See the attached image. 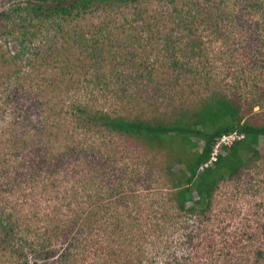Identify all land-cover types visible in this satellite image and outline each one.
<instances>
[{"label":"trees","instance_id":"1","mask_svg":"<svg viewBox=\"0 0 264 264\" xmlns=\"http://www.w3.org/2000/svg\"><path fill=\"white\" fill-rule=\"evenodd\" d=\"M166 1L167 4L176 2L14 0L16 3L12 7L0 13V38L7 39L4 44H0V67L7 68V77L14 79L15 84H21L16 87L10 85L2 93L5 96L0 102V113L4 116L10 113V116H14V125L28 129L30 139L37 141V146L33 148L31 144L29 147L32 146L31 150L34 149L36 156L41 157L36 165L35 159L30 158L27 161L24 156L21 167L36 166L38 171L50 170L46 159L51 156L56 160V171L61 167L63 160L82 152V149L88 151L93 146L97 149L103 146L105 150L98 152L106 156V159L101 156L100 166H108L110 169V172H105L106 182L111 189L109 198L105 197V193L101 196V191L95 195H80L79 187L72 189L73 198L69 197L70 195L63 198V203L68 199H75L79 205L98 206L95 209L86 206L88 211H79L75 219L63 224L64 228L70 231L67 225L76 224V220H80L81 224L89 227L90 233L89 238L83 241L76 238L75 242L62 249H48L44 236H39L42 238L41 245L36 241L24 240L23 233L18 231L15 218H4L5 211L0 209V245L17 254L16 264H30L26 249L38 254L43 260L51 259L50 264H79L86 262L83 259L91 257V254L92 259L89 258V263L85 264H115L116 259L119 260L116 264H243V255L240 252L252 246L255 233L245 230L241 235L235 233L231 239L224 238V243L219 241L218 245H230L229 248H234L237 252L228 253L229 256L221 260V252L218 249L220 246L212 242L219 237L215 227V202L216 195L224 183L242 180L244 173L260 166L261 162L264 163V155L259 148L260 141L264 138V113H254L257 107H263L258 99L264 97V94L259 95L258 99L254 98L247 108L237 95H230L215 87L205 86V92L202 89L198 92L193 90L194 98L186 99L182 96V86L179 85L182 73H213L215 70V63L210 62L203 39L197 36L196 28L191 26L199 22L204 30L211 32L221 41L226 37L220 22L224 21V18L229 22L235 18L240 20L242 14H234L233 18L224 17L227 9L223 7L230 0L195 2L200 15H197L193 25H184L188 31V59L181 62L173 58L174 53L171 52L175 51V39L166 35L162 50L169 54V59L167 57L165 59L168 60L162 61L159 68L163 69L157 76V65L147 64L151 55L159 50L154 41L159 39L157 34L161 35L159 27L152 21H158V17H163L165 12L162 7L160 13L157 11L153 14L148 4ZM240 2L234 0L233 5L230 4L234 8L233 12L238 8L243 14L264 13L263 1L247 0L246 5ZM216 11L219 12L216 14ZM131 15L133 17L129 19ZM254 25L258 33L255 39L261 42L264 40V23L257 22ZM248 26L251 27V24ZM8 38H12L20 49L12 56L6 47L10 42ZM177 41L182 42L179 39ZM261 45L264 49V44ZM115 48L117 51L114 56H109L110 51ZM259 53L260 59L263 60V52L259 50ZM55 54L63 55L66 63L61 67V79L64 81L70 78L67 84L57 89H64L67 93L76 88L75 84L79 86V79L84 74L81 72L95 66L101 67L106 61L117 62L122 66L130 62L137 66L139 71L117 73L119 81L124 82L125 86H119L114 91L115 100L109 109L97 107L81 100V97H76L65 103L68 105L67 110L66 106H63V97L60 96L55 98L58 99L57 102L54 103L55 99L50 101L49 105L55 104V107H52V116L44 117L39 114V118L33 119L37 110L36 104L24 107L23 110L19 101L27 96L32 97V92L38 90L37 88L41 90L42 85L36 84V80L29 73H23L21 70L25 61L31 68H36L42 62H49L48 59L55 57ZM140 55H145L146 59L138 65L135 59ZM53 60L54 58L49 63L57 61ZM196 60L197 68L202 66L201 72L194 71L193 64ZM13 67H17L21 72L14 73ZM73 72H77L75 79H71L73 76L70 73ZM103 74L101 76V73H95L94 77L102 82ZM26 81L29 85H22ZM48 83L51 82H47V85ZM53 83L54 81L50 87ZM152 84L154 86L148 90ZM105 86L109 88V84ZM51 94L53 93L47 96ZM45 105L47 103L42 104ZM20 116L22 120L19 119ZM230 135L243 137L235 139L231 145H221L217 149L220 140ZM43 136H49L57 142L64 139L67 143L59 148L42 147L40 139ZM116 138L131 141L145 153L144 160L140 159L139 163H136L128 180V169L118 167V160L115 159L118 153L112 139ZM22 141L21 136L13 138L15 146ZM96 143L100 145L97 146ZM119 159L123 161L125 156L119 155ZM93 161L97 164L94 158ZM139 165L145 166V170ZM13 168L14 166L10 172ZM36 174L41 177L40 173ZM47 174L53 182L55 172L48 171ZM111 174L113 179L109 178ZM14 175L21 174L16 172ZM16 176L12 182L14 185L18 183ZM119 176H123L125 180L114 186L112 180H118ZM155 181L159 182L157 198L154 202L152 200L143 204L137 198L139 186L149 183L143 190L150 191L154 186L151 183ZM3 198L0 195V206ZM112 200L114 203L110 204ZM66 204L68 208L73 205L69 202ZM138 211L140 217L135 216ZM250 223V220H246V225ZM63 231L65 232L64 229ZM165 232L175 233L177 237L168 239L164 235ZM102 234L107 235L109 241L106 253H102L105 251L101 241ZM14 239L20 241L18 247H12ZM143 243L156 245L149 257L145 256L148 248L142 249ZM202 251L204 258V254H200ZM250 253L252 258L245 262L264 264V245L250 249ZM237 258L240 263L236 262ZM227 260H234L235 263Z\"/></svg>","mask_w":264,"mask_h":264},{"label":"rangeland","instance_id":"2","mask_svg":"<svg viewBox=\"0 0 264 264\" xmlns=\"http://www.w3.org/2000/svg\"><path fill=\"white\" fill-rule=\"evenodd\" d=\"M18 1L19 0H16V2ZM197 1H200L201 3L204 2V0H176L174 4H167V1L164 3L155 2L152 5L148 4L149 10L153 14L157 11L160 13L162 7H164L162 11L165 12L163 17H158V21H152L159 27L161 35L157 34L159 39L154 41L155 46L159 47V50L151 55L147 64L153 63L157 65V76L163 69L159 68L162 61L169 59V54L162 50V43H164L163 39L166 35L175 39L173 41L175 44V51L171 52L174 53L173 58L178 59L181 62H185L188 59V51L186 50V44L188 42L186 37L188 31L184 28V25H193V21H195L197 15H200L197 9L198 7L194 4ZM240 1L244 5L247 3L245 2L247 0ZM260 1L264 2V0ZM16 2H14V0H0V13L8 10ZM233 2L234 0H230L229 3L223 7V9H227L226 16L222 14V12L220 13L224 15V17L228 16L233 18L232 15L234 14V16L242 14V17L240 20L235 18L232 22H229L227 19L225 21L224 18V21L220 22L221 30L225 34L226 39L219 41L216 39L215 35L211 34V32L204 30V28L199 25V22L195 23L194 26H191L196 28L197 36L203 39L209 52L210 62L215 63V70H213V73H182L180 75L182 80L179 83V85L182 86L180 87V92L183 93L182 96L186 99L194 98V94H192L193 90L198 92L199 89H202V91L205 92V86L211 88L215 87L224 90L230 95H237L236 97L239 98L247 108H249L254 98L258 99L260 98L259 95L262 96L261 94H264V49H262L263 46L261 45L264 44V40L259 42L255 39V36L256 34L258 35V33L255 30L256 28L254 25V23L257 22L264 23V13L253 12L251 15L248 12L243 14L240 13L238 8L233 12L234 8L230 5H233ZM176 9H178L179 12ZM224 11L225 10H223V12ZM218 12L219 11H216V14ZM132 17L133 15L128 18L131 19ZM249 23L251 24V27L248 26L250 25ZM146 35L147 33L145 34V37H147ZM8 39L10 42L6 47L9 54L12 56L20 49L18 44L12 38ZM177 39L182 42L177 41ZM6 40V38H0V44H4ZM109 50H111L110 47ZM259 50L263 52V60L260 59L261 55ZM116 51V48L110 51L109 56H114ZM26 55L29 57L28 54ZM54 56L55 57L52 58L57 60L56 62L49 63L52 61V58H49V62H42L37 65L36 68H34L35 66L31 68L25 61L21 70L23 73H29L30 76L36 80V84L42 85L41 90L37 88L38 90L32 92V97L27 96L19 101V105L23 110L24 107L36 104L35 107L37 110L33 114V119L39 118V114H42L44 117L52 116V107H55L54 103L58 101V99L55 98H59L60 96H62L64 100L63 106L65 103H68L70 99L81 97V100H84L86 103L93 104L103 109H109L112 101L114 103L115 100V95L113 94L114 91L117 90L119 86H125L124 82L122 83L119 81L120 78H118L117 73H136V71H139L138 67L133 66L130 62H127L122 66L117 62L109 63L106 61L101 67L95 66V68H88L87 71L81 72L84 73L82 75L83 77L79 79L81 83H79V86L75 84L74 87L76 88L67 93L64 89H57L62 87V85L64 86L67 84L70 80V78H66L63 81L60 76V73H62L61 67H64L66 63L63 60V55L55 54ZM56 56H58V58ZM167 57L168 59H165ZM145 59V55H140L135 59V63L139 65L144 63ZM203 61L205 62L206 59H203ZM194 62V71L201 72L202 66L197 68V60ZM12 70L14 73L21 72L17 67H13ZM8 73L7 68L3 66L0 67V102L2 101V97L5 96V94L2 95V93H4L7 87L10 85L14 87H16V85H21L15 84L14 79L7 77L9 75ZM76 73L77 72L70 73L73 76L71 79L77 77ZM95 73H101V76L105 73L103 74L102 82L94 77ZM29 80L30 78L27 79V81ZM27 81L23 82L22 85L25 83L29 85ZM52 81H54V85L50 87ZM47 82L51 83H48L49 85H47ZM107 84H109V88L105 86ZM153 86L154 84H152L148 90ZM81 87L84 88L82 89ZM42 91L45 92L42 93ZM50 93L53 94L47 96V94ZM51 100H54V103L49 105ZM177 100H179V96ZM258 100L263 104V107H257L254 113H264V97L262 96V98ZM43 103H47V105L42 106ZM65 106L68 110V105ZM10 115L11 114L8 113L4 116L0 113V195L4 197L0 209H4L5 211L3 217L12 216L15 218L18 225V231L23 233L22 237L24 240L36 241L38 245H41V237L44 236L45 244L48 249L51 250L62 249L66 247L67 244L75 242L76 238H80L82 241L89 238V227L84 225V223L81 224L80 220H76V224L67 225L71 229L70 231L64 228L63 224L75 219L79 211H88L86 206L90 209H95L98 204H92L90 206L89 204L79 205L75 199H68L66 200V203L69 202L73 204L68 208L67 204L63 203V198L66 197V195H70L69 197L73 198L72 189L75 187H79L80 195H95L98 191H101V196L105 193V197L109 198L108 196L110 195L109 193L111 192V189L106 182L105 172H110V169L108 166H100L102 157L106 159V156L100 153L105 150V147L101 146V149H97L96 146H93V148L88 151H86V149L83 151L82 149V152L75 153L76 155L74 154V156L67 158V160H63L61 167L57 168L56 171L54 166L56 160H53L51 156L46 159L49 164L48 169L50 170L44 169L43 171H38L36 166L33 168H23L21 167V164L23 163L24 156L27 161L30 158L35 159L36 165L41 157L36 156L34 149L31 150L32 146L33 148L34 146H37V141L30 139L28 129L26 130L20 128L18 125H14V116ZM19 119L22 120V117L20 116ZM52 130L53 129H51V131ZM17 135L21 136L23 141L15 146L13 138ZM40 140L42 147L48 148H59L67 143L64 139L63 141L57 142V140L50 138L49 136H43ZM112 140L116 145L117 153L125 156V160L123 159V161H120L119 155L116 154L115 159L118 160V167L121 166V168L128 169V180L132 170L135 169L136 163H139L138 161L143 159V154L145 155V153L131 141L117 138ZM31 144L32 146L29 147ZM96 145L98 146L100 144L96 143ZM259 148L264 155V138L261 139ZM99 150L100 152H98ZM92 157L96 160L97 164L94 163ZM107 157L109 158V154ZM131 159L134 161H131ZM13 166L14 168L10 172V169ZM140 168L145 170L146 167L142 165ZM8 169L9 174H7ZM52 170L55 172L53 175V182L51 181L52 179L49 180L47 174L48 171L53 172ZM16 172L21 175H14ZM36 173H40L41 177L37 176ZM15 176L18 178V183L14 185L12 182L14 181ZM243 176L242 180L239 179L233 182L224 183L216 195L214 218L216 219L215 227L220 238L216 237L212 242L218 245L220 242H225L224 238L231 239L235 233L241 235L245 230L253 231L255 233L254 243L250 248H247V250L240 252V254L243 255L241 263L253 264L245 262L247 259L252 258L250 249L254 247H263L264 245V163L261 162L260 166L244 173ZM46 177L48 178L45 179ZM119 177L118 180H112L114 186L115 184L117 186L120 185V183L125 180L123 176ZM109 178L113 179V175H109ZM158 179L161 180V178ZM151 182H153V179ZM158 183V181L151 183L154 186L153 190L150 191L143 190V188L145 189L149 183H145L146 185L143 184L141 187L139 186L137 198H139L143 204L145 202H152V200L154 202L159 194L157 187ZM9 186H11V188ZM8 189L9 191L7 192ZM126 195L127 194H124V196ZM93 197L96 198L95 196ZM120 197H117V199ZM113 203L114 200H112L110 204ZM135 216L140 217V211H138ZM99 217L100 215H98V218ZM50 219L51 222H49ZM246 220H250L251 223L246 225ZM57 227L60 228L57 229ZM164 235L168 239H175L177 237V234L175 233L169 234L165 232ZM101 241L104 243L103 248L105 249L102 253H106L109 249L107 235L102 234ZM18 244H20V241L18 242L14 239L12 247H18ZM148 245L150 246L148 247ZM223 245L224 244L218 245L220 246L218 247L221 252L220 256H222L221 260L227 258V256H229L228 253H237L233 250L234 248H229L231 247L230 245ZM154 246L156 245H152V243L142 244V249L148 248L145 254L146 257L150 256V253L154 250ZM124 248L129 251L128 248ZM118 249L119 248H117V252L119 251ZM25 253L28 255V261L30 264L52 263L51 259L43 260L38 257V254L31 253L29 249H26ZM200 254H204V252L202 251ZM90 256L93 257L92 254ZM91 257L83 259V261L85 260L86 262H79V264L89 263V258ZM204 257L205 254L203 258ZM238 258L236 259V262L240 263ZM16 259L17 254L14 251H11L10 249L6 250L3 245H0V264H16ZM112 260L113 258L111 261ZM227 261L235 263L234 260ZM118 262L119 260L116 259L115 264ZM104 264L106 263L104 262Z\"/></svg>","mask_w":264,"mask_h":264},{"label":"built area","instance_id":"3","mask_svg":"<svg viewBox=\"0 0 264 264\" xmlns=\"http://www.w3.org/2000/svg\"><path fill=\"white\" fill-rule=\"evenodd\" d=\"M243 136H236V135H230V136H227V137H224L220 140L219 144L217 145V149L219 146L221 145H231L232 142L235 140V139H241ZM216 149V152H218V150Z\"/></svg>","mask_w":264,"mask_h":264}]
</instances>
